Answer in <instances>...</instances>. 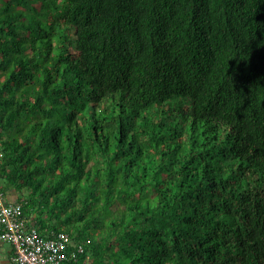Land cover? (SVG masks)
<instances>
[{
    "label": "trees",
    "instance_id": "16d2710c",
    "mask_svg": "<svg viewBox=\"0 0 264 264\" xmlns=\"http://www.w3.org/2000/svg\"><path fill=\"white\" fill-rule=\"evenodd\" d=\"M0 147L65 264H264V0H0Z\"/></svg>",
    "mask_w": 264,
    "mask_h": 264
},
{
    "label": "built area",
    "instance_id": "2783aa9c",
    "mask_svg": "<svg viewBox=\"0 0 264 264\" xmlns=\"http://www.w3.org/2000/svg\"><path fill=\"white\" fill-rule=\"evenodd\" d=\"M4 194L0 191V238L14 246L15 264H65L85 251L67 231L42 234L35 225L29 224L22 203H8Z\"/></svg>",
    "mask_w": 264,
    "mask_h": 264
},
{
    "label": "crops",
    "instance_id": "0c3cea01",
    "mask_svg": "<svg viewBox=\"0 0 264 264\" xmlns=\"http://www.w3.org/2000/svg\"><path fill=\"white\" fill-rule=\"evenodd\" d=\"M9 200L17 199L18 193L14 188L9 191ZM8 246V247H7ZM10 246L2 241H0V264H12L10 260Z\"/></svg>",
    "mask_w": 264,
    "mask_h": 264
},
{
    "label": "rangeland",
    "instance_id": "374dc122",
    "mask_svg": "<svg viewBox=\"0 0 264 264\" xmlns=\"http://www.w3.org/2000/svg\"><path fill=\"white\" fill-rule=\"evenodd\" d=\"M8 247V246H7Z\"/></svg>",
    "mask_w": 264,
    "mask_h": 264
}]
</instances>
